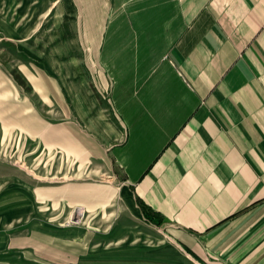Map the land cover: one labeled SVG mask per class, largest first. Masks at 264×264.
Returning a JSON list of instances; mask_svg holds the SVG:
<instances>
[{
    "label": "crops",
    "instance_id": "0c3cea01",
    "mask_svg": "<svg viewBox=\"0 0 264 264\" xmlns=\"http://www.w3.org/2000/svg\"><path fill=\"white\" fill-rule=\"evenodd\" d=\"M33 1L110 92L124 194L158 215L173 264H264V0ZM67 186L66 209L116 197Z\"/></svg>",
    "mask_w": 264,
    "mask_h": 264
},
{
    "label": "rangeland",
    "instance_id": "374dc122",
    "mask_svg": "<svg viewBox=\"0 0 264 264\" xmlns=\"http://www.w3.org/2000/svg\"><path fill=\"white\" fill-rule=\"evenodd\" d=\"M32 1L0 0V264H173V242L124 194L110 92L56 6ZM73 184L112 186L114 203L66 209Z\"/></svg>",
    "mask_w": 264,
    "mask_h": 264
},
{
    "label": "trees",
    "instance_id": "16d2710c",
    "mask_svg": "<svg viewBox=\"0 0 264 264\" xmlns=\"http://www.w3.org/2000/svg\"><path fill=\"white\" fill-rule=\"evenodd\" d=\"M139 207L147 220L157 225L161 224V220L159 219L158 215L142 201H139Z\"/></svg>",
    "mask_w": 264,
    "mask_h": 264
}]
</instances>
